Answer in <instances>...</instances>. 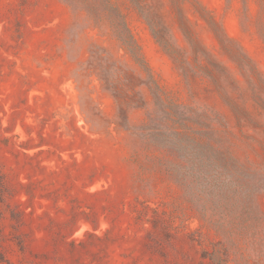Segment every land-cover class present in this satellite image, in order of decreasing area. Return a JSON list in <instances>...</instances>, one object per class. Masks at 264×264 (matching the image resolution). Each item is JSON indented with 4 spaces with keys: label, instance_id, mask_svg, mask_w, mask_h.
Returning <instances> with one entry per match:
<instances>
[{
    "label": "rangeland",
    "instance_id": "obj_1",
    "mask_svg": "<svg viewBox=\"0 0 264 264\" xmlns=\"http://www.w3.org/2000/svg\"><path fill=\"white\" fill-rule=\"evenodd\" d=\"M110 1L164 96L205 103L234 125L229 109L205 90V79L192 95L156 37L169 38L189 57L185 20L246 88L199 7L264 77V0ZM115 62L141 73L108 25L92 21L81 3L0 0V264H211L202 253L217 237L201 226L180 188L161 175L137 182L130 136L115 125L116 102L94 71ZM245 106L261 128H243L256 134L258 154L244 140L242 149L259 160L264 108L249 99ZM145 112L131 110L130 122Z\"/></svg>",
    "mask_w": 264,
    "mask_h": 264
},
{
    "label": "trees",
    "instance_id": "obj_2",
    "mask_svg": "<svg viewBox=\"0 0 264 264\" xmlns=\"http://www.w3.org/2000/svg\"><path fill=\"white\" fill-rule=\"evenodd\" d=\"M65 1L70 5L81 3L92 21L108 25L141 70L136 74L116 62L109 67L94 66L101 85L116 102L115 125L130 136L129 158L137 167V182H153L161 175L180 188L201 226L217 237L202 253L211 264H264V148L259 160L242 149L244 140L245 148L258 154L256 134L243 131L246 126L261 128L255 114L245 106L249 99L264 108V77L257 66L202 6L201 16L221 51L237 65L246 88L200 44L184 18L189 57L169 38L156 37L192 95H196V83L205 79V90L217 95L229 109L234 120L231 125L227 116L212 106L164 96L123 14L110 0ZM139 108L146 109L144 117L137 124L130 122L129 112ZM3 260L0 254V263Z\"/></svg>",
    "mask_w": 264,
    "mask_h": 264
}]
</instances>
